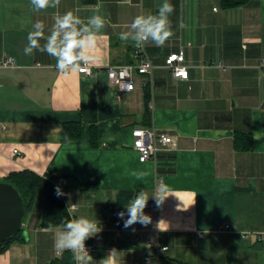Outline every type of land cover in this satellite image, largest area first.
<instances>
[{
  "label": "crops",
  "instance_id": "obj_1",
  "mask_svg": "<svg viewBox=\"0 0 264 264\" xmlns=\"http://www.w3.org/2000/svg\"><path fill=\"white\" fill-rule=\"evenodd\" d=\"M169 2L174 35L163 46L145 45L152 77L135 71V89L121 92L105 69L138 61L134 43L119 35L135 16L155 14L163 0H61L58 9L40 12L30 0H0V61L17 62L0 67V180L31 170L62 189L72 218L97 220L102 231L85 242L92 264L112 249L117 264H157L148 234L169 247L159 264H264V0L233 8L222 0ZM96 7L108 23L88 52L94 74L63 75L46 53L24 54L35 21L44 22L47 36L56 12L79 9L86 20ZM181 51L187 80L166 66ZM69 122L82 125L77 142L62 140ZM137 128L170 135L173 145L158 144L156 158L141 163L133 148ZM238 133L259 140L240 151ZM133 172L147 175L138 180ZM140 191L165 199L160 206L149 199L150 224L125 228V206ZM44 201L36 214L27 213V239L0 253V264H75L71 252L54 248L60 227L41 226Z\"/></svg>",
  "mask_w": 264,
  "mask_h": 264
},
{
  "label": "clouds",
  "instance_id": "obj_2",
  "mask_svg": "<svg viewBox=\"0 0 264 264\" xmlns=\"http://www.w3.org/2000/svg\"><path fill=\"white\" fill-rule=\"evenodd\" d=\"M60 2L61 0H30L34 12L48 8L58 9ZM78 11L79 9L76 10V12ZM173 11L174 7L169 0H163L155 14L148 13L135 16L128 26V30L120 33L119 39L132 41L137 49H142L149 42L156 46H163L174 35L169 18ZM76 12L67 11L63 14L56 12L53 16V25L47 36L43 21L37 20L32 23L31 30L27 35L28 42L24 48V54L30 56L34 50L46 53L56 61L55 67L63 75L71 71L83 70L81 63L85 65L88 63V52L95 46L98 35L108 21L99 14V7H96L94 9L95 14L86 20L81 19ZM179 27L185 28L187 26L181 22ZM41 41H44L43 44ZM253 138L259 140V136ZM132 175L139 180L147 173L133 172ZM55 191L57 197L65 195L59 186L56 187ZM157 191L163 193L166 189L161 185ZM150 198L156 200L157 206H160L165 199L162 195L154 194L149 197L145 191L138 192L135 198L125 206L128 216L124 221L125 228L136 223L143 226L151 223V216L145 214L144 211ZM76 205L72 204L71 206L75 207ZM124 216L125 212L118 213L119 218L123 219ZM163 222L161 220L158 225ZM167 230L164 229L163 231ZM101 231L102 227L97 220L85 216L73 217L65 220L62 227L55 231L54 248L58 255L65 251L71 252L75 264H92L93 257L89 254L85 242ZM118 253L116 249H112L106 257L95 262V264H117Z\"/></svg>",
  "mask_w": 264,
  "mask_h": 264
},
{
  "label": "built area",
  "instance_id": "obj_3",
  "mask_svg": "<svg viewBox=\"0 0 264 264\" xmlns=\"http://www.w3.org/2000/svg\"><path fill=\"white\" fill-rule=\"evenodd\" d=\"M134 57L138 61L134 64L126 65H110L105 70L108 80L111 84L118 87L121 92H131L135 89L134 72L139 74L148 75L152 77L154 66L151 63L145 46L142 49L134 47ZM185 54L183 51L179 53H173L166 59V66L171 70L172 74L176 78L187 80L189 79V68L184 64ZM262 68L264 69V58L262 59ZM17 66V62L12 57H4L0 61V67L2 68H14ZM81 69L77 70L80 74L92 75L95 73V69L90 64L81 63ZM1 89V83H0ZM134 141L133 148L138 153L139 161L141 163L154 160L158 151V144L164 146H172L173 138L167 134H157L154 129H142L137 128L132 132ZM14 154L20 155L18 149L13 150ZM148 207V204L146 208ZM72 207L71 209H75ZM227 229H230L229 225H226ZM86 248L91 254V248L86 244ZM147 249L154 251V257L156 263L159 264L160 255L162 252L167 251L169 247L161 246L157 237L147 235ZM150 263V261H148Z\"/></svg>",
  "mask_w": 264,
  "mask_h": 264
},
{
  "label": "trees",
  "instance_id": "obj_4",
  "mask_svg": "<svg viewBox=\"0 0 264 264\" xmlns=\"http://www.w3.org/2000/svg\"><path fill=\"white\" fill-rule=\"evenodd\" d=\"M248 0H222L224 7L233 8L244 5ZM148 98V93H147ZM82 136V125L69 122L63 125L62 140L64 142H77ZM98 132L95 126L91 127V142L97 144ZM252 134H236L235 147L240 151L253 149ZM2 181L12 184L20 193L26 203L27 213L31 210L38 197L45 199L42 213L41 226L45 228L62 227L65 220L71 219L70 212L64 203L62 196L56 195V184L31 170L12 172ZM27 216V215H26ZM23 230L0 244V253L6 251L14 241H25Z\"/></svg>",
  "mask_w": 264,
  "mask_h": 264
},
{
  "label": "water",
  "instance_id": "obj_5",
  "mask_svg": "<svg viewBox=\"0 0 264 264\" xmlns=\"http://www.w3.org/2000/svg\"><path fill=\"white\" fill-rule=\"evenodd\" d=\"M26 215V203L18 190L0 180V244L21 230L23 239H27L24 231Z\"/></svg>",
  "mask_w": 264,
  "mask_h": 264
},
{
  "label": "rangeland",
  "instance_id": "obj_6",
  "mask_svg": "<svg viewBox=\"0 0 264 264\" xmlns=\"http://www.w3.org/2000/svg\"><path fill=\"white\" fill-rule=\"evenodd\" d=\"M40 200L44 201V199H42L41 197H38L35 200V203L33 204L31 210L28 212V216L27 217H29V216L31 217L32 214H36L37 211L41 209V207H42L43 204L41 203L42 201H40Z\"/></svg>",
  "mask_w": 264,
  "mask_h": 264
}]
</instances>
